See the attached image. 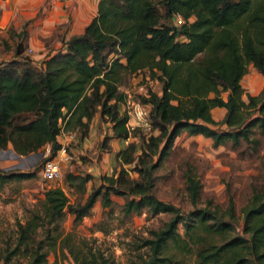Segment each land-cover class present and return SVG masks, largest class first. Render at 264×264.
Wrapping results in <instances>:
<instances>
[{
  "label": "trees",
  "instance_id": "16d2710c",
  "mask_svg": "<svg viewBox=\"0 0 264 264\" xmlns=\"http://www.w3.org/2000/svg\"><path fill=\"white\" fill-rule=\"evenodd\" d=\"M177 13L179 26L172 22ZM16 36L22 41L27 32ZM20 48L16 44L15 56L0 62V150L10 145L29 155L47 145L45 162L62 148L63 130L82 141L96 115L109 122L112 137L134 136L141 143L140 151L134 142L117 150L112 173L91 183L89 192L90 174L66 173L73 201L61 186L46 188L17 221L15 241L0 248V264H54L49 255L57 250L73 264H116L101 247L62 227L66 213L79 223L97 201L107 208L115 196L124 199L126 215L170 216L137 245L148 248L139 264H183L171 247L193 256V264H264V191H254L239 215L232 195L225 209L184 214L154 192L156 171L181 134L209 138L213 147L229 143L233 150L242 142L256 148L254 134L264 135V84L255 95L241 84L249 65L264 77V0H98L82 32L67 37L40 66L18 57ZM142 71L159 89L136 96L149 106V131H129L127 114L120 112L126 98L121 84ZM214 108L225 109L221 121L213 118ZM107 139L102 147L109 148ZM36 169L0 168V188L35 177ZM185 188L192 202L200 197L202 184L191 169Z\"/></svg>",
  "mask_w": 264,
  "mask_h": 264
},
{
  "label": "rangeland",
  "instance_id": "374dc122",
  "mask_svg": "<svg viewBox=\"0 0 264 264\" xmlns=\"http://www.w3.org/2000/svg\"><path fill=\"white\" fill-rule=\"evenodd\" d=\"M62 1L64 2L0 0V62L15 56L18 43L21 45L18 57H29L37 66L50 53L60 49L73 24L68 14L71 9L66 8ZM22 29L27 32V37L21 41L16 35ZM252 68L251 65L248 66L241 84L247 92L255 95L261 91L264 83L256 78V74H250ZM147 89L157 90L159 87L157 80L151 79L145 71L127 75L121 84L124 93H132L134 96L145 95ZM124 109L125 105L121 104L120 112H124ZM224 115L223 108L212 110L216 121H221ZM217 128L225 129V126ZM105 137H108L106 145L109 148L102 147ZM253 137L259 141L256 148H252L250 143L242 142L233 150L229 143L213 147L209 138L181 134L175 140L174 151L156 171V196L187 214L194 208L217 206L225 209L227 199L232 195L239 215L240 208L248 202L254 191H264V135L257 130ZM113 138L111 125L109 122H102L98 115L91 120L88 135L82 141H79L75 132L63 130L58 136L62 148L54 156V159H59L62 174L61 180L56 183H48L42 179L43 162L50 157L49 146L46 145L37 152L43 155L36 159H26L36 153L15 158L16 152L10 145L6 150H0V168L3 170H32L35 165L39 168L35 170V177L13 181L0 188V248L7 242L15 241L17 221L25 220L27 211L38 203L46 188L60 185L73 201L75 196L64 181L66 173L90 174L92 179L87 184L89 192L91 183L99 185L101 176L112 173L117 149L134 142L140 151L141 141L137 137H129L126 144ZM9 150L12 152H8ZM189 169L202 184L200 197L195 202L190 200L185 188V175ZM131 176L136 177V174L131 173ZM123 203L122 197L115 196L112 205L103 208L97 201L90 215L79 223H74L73 216L66 213L62 227L65 232H73L79 240L85 239L101 247L116 264H139L141 257L147 255L148 248L138 249L137 245L149 236L150 230L163 227L170 216L161 213L149 217L146 212L126 215L122 211ZM179 230L183 232L182 225H179ZM93 238L96 240L93 241ZM170 251L183 264H193L194 257L190 254H182L172 247ZM49 261L54 264H73L67 253L63 254L59 250L49 255Z\"/></svg>",
  "mask_w": 264,
  "mask_h": 264
},
{
  "label": "built area",
  "instance_id": "2783aa9c",
  "mask_svg": "<svg viewBox=\"0 0 264 264\" xmlns=\"http://www.w3.org/2000/svg\"><path fill=\"white\" fill-rule=\"evenodd\" d=\"M172 22L175 26H179L183 23V18L179 13H177L173 16ZM125 94L126 98L124 102V113H126L128 117L126 127L129 131H133L134 129H139L143 132L149 131V106L142 104L132 93L125 92ZM62 151H64V148ZM41 173L42 179L48 183H56L57 181L61 180L62 174L60 170L59 159L53 158L46 160L43 163Z\"/></svg>",
  "mask_w": 264,
  "mask_h": 264
},
{
  "label": "crops",
  "instance_id": "0c3cea01",
  "mask_svg": "<svg viewBox=\"0 0 264 264\" xmlns=\"http://www.w3.org/2000/svg\"><path fill=\"white\" fill-rule=\"evenodd\" d=\"M5 1L9 2V0H5ZM97 3L98 0H64V2L62 1V4L66 8H68L69 10L71 9V13L68 14L71 17V20H73V24L71 25V29L69 30V35H67L66 38L70 35L82 32L84 27L88 24V22L91 20L93 15L96 13ZM59 20H61V18H59ZM32 42L35 43L34 40ZM250 74L253 75L256 74L255 75L256 78L264 83V77L261 74H259L254 68L251 69ZM199 136L201 135H196L194 137H199ZM121 141H123L125 144L127 143V140H121Z\"/></svg>",
  "mask_w": 264,
  "mask_h": 264
},
{
  "label": "water",
  "instance_id": "95a60500",
  "mask_svg": "<svg viewBox=\"0 0 264 264\" xmlns=\"http://www.w3.org/2000/svg\"><path fill=\"white\" fill-rule=\"evenodd\" d=\"M8 152H12L11 150H9ZM15 154V158H17V157H19L20 155H18V154H16V153H14ZM43 155V153H36V154H33V155H31V156H29V157H27L26 159H29V158H31V157H33V158H39V157H41Z\"/></svg>",
  "mask_w": 264,
  "mask_h": 264
}]
</instances>
